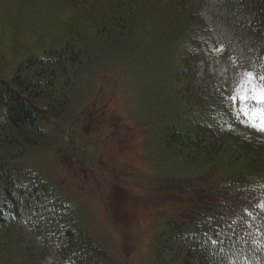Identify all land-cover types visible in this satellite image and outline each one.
I'll list each match as a JSON object with an SVG mask.
<instances>
[{"label":"rangeland","instance_id":"374dc122","mask_svg":"<svg viewBox=\"0 0 264 264\" xmlns=\"http://www.w3.org/2000/svg\"><path fill=\"white\" fill-rule=\"evenodd\" d=\"M240 20L220 0H0V83L49 80L37 61L61 57L36 100L44 136L0 141V164L39 174L114 264H185L160 257L195 189L177 193L178 182L255 183L264 202V133L227 99L242 65L254 67ZM0 264L60 263L0 228Z\"/></svg>","mask_w":264,"mask_h":264},{"label":"trees","instance_id":"16d2710c","mask_svg":"<svg viewBox=\"0 0 264 264\" xmlns=\"http://www.w3.org/2000/svg\"><path fill=\"white\" fill-rule=\"evenodd\" d=\"M220 1L241 16L255 64L249 69L264 74V0ZM60 59L37 61L39 75L49 79L43 83L31 84L20 78L13 86L0 83L1 142L34 144L44 136L38 124L48 117V110L36 100L44 89L54 86ZM211 175L175 186L177 193L187 194L188 186L195 189L183 198L180 221L169 220L165 233L168 247L161 248L160 257L168 251L183 257L185 264H193V260L198 264L263 262L264 208L258 205L264 202L251 195L256 184L217 183ZM207 186L211 190L201 189ZM16 227L49 244L60 264H114L78 221L70 204L39 174L14 163L0 164V228Z\"/></svg>","mask_w":264,"mask_h":264},{"label":"snow or ice","instance_id":"6c2138e0","mask_svg":"<svg viewBox=\"0 0 264 264\" xmlns=\"http://www.w3.org/2000/svg\"><path fill=\"white\" fill-rule=\"evenodd\" d=\"M242 67L244 71L236 73L235 87L227 99L234 105L239 102L238 111L245 117L242 123L256 132L264 133V74H258L247 66ZM258 206L264 208V204Z\"/></svg>","mask_w":264,"mask_h":264}]
</instances>
